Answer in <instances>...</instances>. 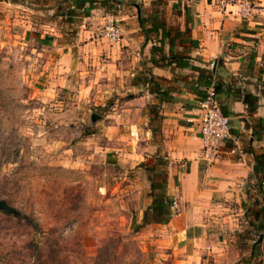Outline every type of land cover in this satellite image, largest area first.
<instances>
[{
	"label": "crops",
	"instance_id": "crops-1",
	"mask_svg": "<svg viewBox=\"0 0 264 264\" xmlns=\"http://www.w3.org/2000/svg\"><path fill=\"white\" fill-rule=\"evenodd\" d=\"M120 1L102 8L93 5L85 17L91 16V25L81 31L83 42L76 50L73 45H58L61 53L50 60L47 78L51 85L75 89L80 95L86 96L94 89L103 97L112 93L126 97L118 105L120 110L116 111V105L111 109L115 127L121 123L125 129L139 133L136 146L133 153L126 149V158H117L116 162L112 154H100L101 166L111 163L113 169L108 173L103 167L105 174L95 181V188L109 193L101 199L111 203L108 206H112L117 225L118 219L122 226L142 225L140 232H134V239L146 252L149 264H242L240 259L248 257L251 246L245 238L247 245L238 247L241 232L250 229L241 205L258 198L253 185L260 174L254 156L264 155V132L260 130L264 126V0H237L225 10L202 1L183 7L166 1L168 9H158L160 19L168 29L183 31L186 25L188 37L196 47L181 43L175 49H185L184 59L197 71L171 67L182 71L183 77L174 88L157 84L171 96L170 102L160 104L142 83L146 77L140 72L142 65L152 67L150 70L157 77L163 76L164 70L148 62L151 43L142 46L137 4L130 1L129 6H121L116 12L114 19L120 30L116 44L99 37L94 24L101 19L97 13ZM141 1L146 7L145 2L152 6L154 0ZM240 4L250 7L249 15L240 14ZM150 9L142 7L139 11L150 15ZM171 11L175 13L176 27L167 25L165 20L166 12ZM205 81L209 86H218L216 99L229 118V139L219 144L209 159L198 157L199 135L195 125L187 122L204 95ZM244 95L255 98L254 110L246 107ZM153 109L154 118L150 114ZM122 112L131 119L118 120ZM156 128L163 135L161 148L151 139ZM122 150L116 149L117 156H122ZM95 156L90 154L88 159ZM163 161L168 164L156 170ZM161 181L165 196L174 207H170L163 222L143 223V212L150 205L149 185ZM255 257L244 264H254L261 256Z\"/></svg>",
	"mask_w": 264,
	"mask_h": 264
},
{
	"label": "rangeland",
	"instance_id": "rangeland-1",
	"mask_svg": "<svg viewBox=\"0 0 264 264\" xmlns=\"http://www.w3.org/2000/svg\"><path fill=\"white\" fill-rule=\"evenodd\" d=\"M79 1L76 7L74 0H0V200L17 212L0 213V264H149L134 239L142 225L122 226L119 219L117 225L111 203L101 199L109 193L95 188L105 174L103 167L108 173L113 169L111 163L101 166L100 154H112L116 162L136 146L139 133L114 123L111 107L120 110L125 95L103 97L91 89L85 96L47 80L50 60L61 53L58 45L76 50L83 42V27L91 25V16L86 19L80 10L87 8L82 4L87 0ZM91 1L102 8L98 0ZM130 1L152 9L150 2L145 7L141 0H121L100 10L99 24L94 21L100 38L102 20L114 19ZM168 5L158 8L165 11ZM174 16L166 12L167 25L177 26ZM142 66L145 78L161 86L174 88L183 77L182 71L170 68L157 77L152 67ZM124 113L118 120L131 119ZM151 139L162 147L159 129ZM117 148H124L121 157ZM90 154L95 158L88 159ZM243 230L239 248L260 237ZM263 236L254 248L261 256L254 264H264Z\"/></svg>",
	"mask_w": 264,
	"mask_h": 264
},
{
	"label": "trees",
	"instance_id": "trees-1",
	"mask_svg": "<svg viewBox=\"0 0 264 264\" xmlns=\"http://www.w3.org/2000/svg\"><path fill=\"white\" fill-rule=\"evenodd\" d=\"M98 1L101 6L117 2V0ZM74 2L76 3V7L81 6V2L79 0H74ZM94 2L95 1L91 0L82 2V4H87V8H85V10L80 8L85 17L89 15L88 13L93 8ZM165 2V0H154L151 3L153 10L151 9L152 14L150 15L140 14V7L138 6L137 25L141 35L143 36L142 46L146 45L147 42L151 43L148 62L152 66L159 68H188L189 70L197 71L196 68L188 64V60L184 59L185 56L183 53L186 50L182 49L178 52L175 49L176 44L179 45L181 43H187L190 48L196 47V43L188 37V28H186V25L184 26L183 31H177L171 28L168 29L165 27L164 22L160 19V12L158 10L160 8L158 7L165 4ZM151 37H153L154 40ZM164 47L166 48L164 49ZM142 83L147 85L149 92L154 95L159 104L171 101V96L168 92L162 90L157 84L150 82L149 79L144 78ZM204 85V89H206L210 84L208 81H205ZM212 87L216 93L218 86L212 85ZM243 102L250 111L255 109L256 100L253 96L244 95ZM260 130L264 132V126H261ZM254 160L256 163V171L260 174V177H258L256 183L253 185L258 198H254L249 205L242 204L241 206L243 207V218L247 227L259 237L264 233V155L261 154L254 156ZM147 196L150 198V205L143 212L142 222H163L169 215V209L172 206L171 200L165 196L163 181L151 182ZM244 233L246 234L247 232ZM258 244L259 241L257 238L251 245L248 257L240 259V261L249 263L252 259H255L257 254L254 253V248L257 247Z\"/></svg>",
	"mask_w": 264,
	"mask_h": 264
},
{
	"label": "built area",
	"instance_id": "built-area-1",
	"mask_svg": "<svg viewBox=\"0 0 264 264\" xmlns=\"http://www.w3.org/2000/svg\"><path fill=\"white\" fill-rule=\"evenodd\" d=\"M176 6H187L193 1H202L218 10H225L227 6L235 4L237 0H166ZM240 14L247 16L250 7L247 4H240ZM101 38L109 43L116 44L120 40V30L115 20L107 16L102 20L100 26ZM195 125L200 141L198 157L209 159L215 152L218 145L229 139V118L225 115L216 99V93L212 86L204 90V95L191 111V118L187 120ZM172 205L174 203L172 202Z\"/></svg>",
	"mask_w": 264,
	"mask_h": 264
},
{
	"label": "water",
	"instance_id": "water-1",
	"mask_svg": "<svg viewBox=\"0 0 264 264\" xmlns=\"http://www.w3.org/2000/svg\"><path fill=\"white\" fill-rule=\"evenodd\" d=\"M252 170L255 171V167H252ZM0 213H2V214H12L14 216L17 215V212L14 209H12L9 206H7L5 204V202H3L1 200H0ZM260 240H261V236L258 238V241H260Z\"/></svg>",
	"mask_w": 264,
	"mask_h": 264
}]
</instances>
